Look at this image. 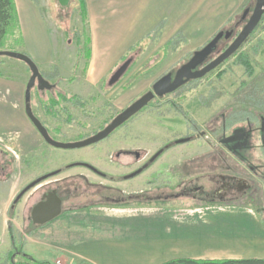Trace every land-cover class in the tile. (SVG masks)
<instances>
[{
  "label": "rangeland",
  "instance_id": "1",
  "mask_svg": "<svg viewBox=\"0 0 264 264\" xmlns=\"http://www.w3.org/2000/svg\"><path fill=\"white\" fill-rule=\"evenodd\" d=\"M38 3L46 20H53L50 24L52 32L59 34L65 53L76 60V70L68 78L59 76L56 70H52L50 76L42 68L39 69L45 77H52L54 82L59 81V86L69 97L78 95L87 102L81 109L65 102V111L71 114V122L64 121L66 113L62 108L58 109V106L55 109L61 114V119L56 121L46 117L51 126L61 128L63 136L60 139L64 141L72 142L97 131L113 115L151 90L158 78L177 70L191 58L194 51L204 45H189L185 36L184 42L175 41L174 45L169 43L166 46L168 42L161 39V36L151 35L143 38L116 66L117 69L126 60H131L128 70L117 83H108L113 75L111 72L101 83L90 87L85 84V32L78 0H70L66 6L61 5L59 0H38ZM254 4L255 0H252L250 12L244 20L242 15L247 7L220 29L233 28V36L229 41L220 43L219 52L213 54L212 59L232 43L248 20ZM15 51L26 54L20 46ZM243 55L248 57L253 73L241 63ZM29 71L25 62L0 56L1 73L16 76ZM58 76L61 80H58ZM65 79L67 83L64 84L62 81ZM197 81L180 92L155 100L110 138L93 146L65 150L44 142L40 148L24 156L8 152L0 146V166H5V169H0V264H11L13 241L16 246H23L25 236L30 234L23 229L22 216L27 213V206L37 199L33 194L39 186L25 194L14 210L11 209L13 201L23 187L45 172L71 162L87 160L103 171L118 176V180H107L79 167L52 179L84 174L90 184L107 186L113 190L114 195L120 193L134 196L141 190L153 194L149 189L166 184V172L170 168L173 171V193L179 190L182 182L199 177V173L216 171V166L222 161L218 150L227 155L216 138L219 133L216 134L211 128L215 124L219 125L221 114L238 108L252 111L264 109V18L234 55ZM170 100L176 101L178 110L188 116L176 113L173 109L176 105L171 106ZM31 102L35 115L43 116L36 88L32 89ZM194 126L204 131L205 135L191 142L174 143V140L193 135V130L197 129ZM165 144L172 147L148 170L133 179L123 180L124 175L131 173ZM120 150L139 152L142 159L136 161L133 156L117 158L116 152ZM252 160L255 164L264 161L259 152L252 153ZM256 178L261 183L262 191L261 197L253 201L244 198L237 203H200L175 196L168 201L149 202L133 197L125 203H104L88 207L107 209L109 214L125 217L161 215L171 220L174 228L182 230L179 233L182 239L177 242L188 255L201 253L210 258L264 257V180L261 176ZM77 179L73 177L71 181L78 182ZM164 190L156 193L162 191L163 195L169 194V189ZM87 199L76 198L73 202L76 203L74 205H86L89 203ZM5 208L8 209L7 213Z\"/></svg>",
  "mask_w": 264,
  "mask_h": 264
},
{
  "label": "crops",
  "instance_id": "2",
  "mask_svg": "<svg viewBox=\"0 0 264 264\" xmlns=\"http://www.w3.org/2000/svg\"><path fill=\"white\" fill-rule=\"evenodd\" d=\"M247 2L86 0L91 59L85 84L92 87L101 83L160 23H164L160 38L165 42L182 31L187 44L199 47L230 23ZM15 3L23 36L22 50L50 76L52 70L64 78L72 76L76 60L65 53L59 34L52 32L53 20H46L38 0ZM30 76V71L16 76L0 74V146L22 156L45 142L26 113L25 92ZM62 82L67 83L66 79ZM180 232L161 215L125 217L109 214L107 209L87 207L65 211L30 232L22 248L33 258L51 264H160L179 257L213 259L201 253L185 254L177 242L182 239Z\"/></svg>",
  "mask_w": 264,
  "mask_h": 264
},
{
  "label": "flooded vegetation",
  "instance_id": "3",
  "mask_svg": "<svg viewBox=\"0 0 264 264\" xmlns=\"http://www.w3.org/2000/svg\"><path fill=\"white\" fill-rule=\"evenodd\" d=\"M233 29V28H230ZM226 31V30H225ZM233 36V35H232ZM235 38V37H234ZM233 38V40H234ZM212 39V38H211ZM210 39V40H211ZM209 40V41H210ZM230 39H221L214 51L211 53V55L205 60L204 63H202L200 66H198L196 69H201L203 66H205L207 63H209L212 59V55L219 52V45L222 41H229ZM232 40V41H233ZM208 41V42H209ZM206 42L205 44H207ZM204 44V45H205ZM203 45V46H204ZM230 45V44H229ZM202 46V47H203ZM200 47V49L202 48ZM195 52V51H194ZM193 52V53H194ZM193 56V55H192ZM191 56V57H192ZM190 60V59H189ZM188 60V61H189ZM187 61V62H188ZM116 71V70H115ZM114 71V72H115ZM177 70L175 71H169L168 73L172 74V79L175 76ZM113 72V73H114ZM167 73V74H168ZM166 75V74H165ZM164 76V75H162ZM161 76V77H162ZM45 77V76H44ZM160 77V78H161ZM52 84L55 85L50 90H38L36 87V92L38 94V99L41 102V115H36L42 122V124L46 127L48 130L49 134L52 136V138L63 141V142H68L60 139L62 135V130L58 126H51L50 123L46 120V117H51L53 120H58L61 119L62 117L60 116V113H56L55 115L48 114V104L50 102L52 103L53 101L57 102V105H55V108L58 106V109H63L64 112L66 113L65 117V122H71V114L65 110L67 108L65 107V102H68L70 105L76 108H82L87 102L86 100H83L80 96L79 101L77 102L76 100H70L66 97H62V95L68 93L59 86L58 83L52 81V78H47ZM158 78V79H160ZM157 79V80H158ZM156 80V81H157ZM197 80L199 79H191L187 81L185 84L177 88L175 91L163 96V97H154L151 103H153L155 100H160L163 98H166L170 94H174L177 92H180L184 87H187L190 84H194L195 82H198ZM155 81V82H156ZM154 82V83H155ZM110 84V82L108 81ZM153 83V85H154ZM153 85L151 90H153ZM103 87V83H102ZM150 91V90H149ZM62 93V95H60ZM46 96V98H45ZM63 103V104H62ZM147 105V106H148ZM170 105H176L173 107L176 113L180 114L181 116H188L187 113L183 112L182 110H178V105L176 101L170 100ZM146 106V107H147ZM144 107L143 109H145ZM54 108V110H56ZM142 109V110H143ZM141 110V111H142ZM140 111V112H141ZM121 112V111H120ZM120 112L117 114L113 115L103 126H101L97 131L85 135L83 137L77 138L74 141L77 140H82L87 137H90L102 129H104L112 120L114 117H116ZM139 112V113H140ZM138 114V113H137ZM136 114V115H137ZM135 115V116H136ZM222 119L219 122V125H213L212 131L216 132L218 134L216 138L218 139L219 145L221 149L225 150V153L227 155L225 156L222 152L219 151L220 157L222 159L221 162L216 166L217 168L215 170H211V172L207 173H199L200 176L196 177L194 179L186 180L182 182V184L179 185V190L176 193L171 192L173 190L172 188V179H173V171L172 168L166 172V184L162 186H155L154 188L149 189V191H152L153 194L149 192H145L141 190L138 192L137 195H123V194H112L113 190L107 186H99L97 184H90L88 180L85 178L84 174H78L77 176H66L63 178H58V179H52L56 176H59L63 174L64 172L71 170L72 168H84L86 170H89L91 173L100 176L102 178H105L107 180H118V176L109 174L108 172L103 171L99 167L95 166L91 162L87 160H78L75 162H71L68 164H65L64 167L56 168L52 171L45 172L41 176H39L37 179L44 177L45 175L51 174L50 176L44 178L42 181H40L38 184H36L34 187L26 191L22 197L19 199V201L15 204H12L11 209L14 210L16 205L22 200L23 196L27 194L30 190L36 188V192L33 195L37 196V199L35 202L29 204L27 206V213H23L22 219H23V229L29 232H34L40 227H43L44 225L48 224H39L35 225L33 216H32V211L33 208L40 202H45L49 199V196L52 197V194H56V196L61 200L62 202V213L65 211H71L75 209H80V208H87L88 206L91 205H96V204H118V203H125L130 199H135L137 200H145L149 202L153 201H168V199L171 200V198H189L194 201L200 202V203H216V202H221V203H237L240 202V200L244 198H249L253 201V199L260 198L261 197V183L257 181L256 176H261L264 180V161H259L258 163H254L252 160V153H257L259 152L264 160V109H259L258 111H252L250 109H244V108H238V109H233L232 111H229L228 113H223L221 114ZM134 117V116H133ZM132 117V118H133ZM131 120V119H130ZM129 121V120H128ZM126 123L121 125L120 127L116 128L110 135H108L105 139L91 144L89 146L96 145L108 138H110L119 128L124 126ZM197 126H194V128ZM193 135L187 136L185 138L181 139H188L186 142H191L195 140L194 138H200V136L205 135L204 131H200V128L197 127V129L193 130ZM177 139L174 140L175 144H183L186 142L178 143L179 140ZM225 140V141H224ZM45 141V140H44ZM46 142V141H45ZM47 143V142H46ZM48 144V143H47ZM49 145V144H48ZM51 146V145H50ZM86 146V147H89ZM54 147V146H53ZM172 145L170 144H165L163 147L159 148L155 152L158 153L160 150H163V152L157 156V158L154 161H150L153 156L142 162L137 168L132 170L131 173L137 171L138 169L144 167L147 165L146 168L143 169L141 173H139L137 176L145 172L150 168L152 164H154L157 159L164 154L168 149H170ZM85 148V147H83ZM80 149V148H79ZM68 150V149H65ZM70 150V149H69ZM73 150V149H71ZM124 156H133L135 157L136 161H139L142 159L140 157V153L132 150H120L116 152V157L117 158H123ZM123 163V162H122ZM0 169H5V166H0ZM129 173V174H131ZM126 174L123 176V180H130L132 178H126L125 176L129 175ZM73 177H78V182L76 181H71ZM36 179V180H37ZM68 181V182H67ZM200 181V183L198 182ZM30 185V184H29ZM91 185V186H89ZM28 186V185H27ZM23 187L17 196L27 187ZM92 187V188H91ZM165 189H169V194L163 195V192L161 191L160 193H156L157 191ZM37 193V194H36ZM16 196V197H17ZM76 198H89L87 199L89 201L88 204L86 205H74L73 201L76 200ZM16 199V198H15ZM14 203V201H13ZM61 213V214H62ZM51 222V221H50Z\"/></svg>",
  "mask_w": 264,
  "mask_h": 264
},
{
  "label": "water",
  "instance_id": "4",
  "mask_svg": "<svg viewBox=\"0 0 264 264\" xmlns=\"http://www.w3.org/2000/svg\"><path fill=\"white\" fill-rule=\"evenodd\" d=\"M70 0H59V3L63 6L68 5ZM250 7H247L242 15L243 20L250 12ZM264 18V0H255L254 7L252 12L244 24L241 31L234 38L232 43L217 57L203 66L201 69H196L205 60L211 55V53L216 49L219 41L221 39H229L233 35V30H220L217 34H215L212 39L205 44L201 49L196 50L193 53V56L190 60L184 63L181 67H179L175 73L174 78L172 79V74L168 73L158 79L154 85L153 90L147 91L138 99L133 101L129 106H127L124 110H122L113 120L101 131L98 133L87 137L82 140L72 141V142H63L52 138L49 134L46 127L42 124L41 120L35 115L31 100H32V89L35 87L38 90H50L55 87L49 80H47L44 75L41 73L36 62L27 54L13 51V50H0V56H9L12 58L19 59L27 64L30 69L31 76L28 80L25 92V102H26V113L36 127L38 132L41 134L43 139L51 146L62 149H77L89 146L91 144L97 143L103 139H105L108 135H110L116 128L120 127L128 120H130L133 116L139 113L144 107H146L150 101L154 99V97H163L177 88L185 84L187 81L191 79H200L206 76L209 72L216 69L222 63H224L227 59H229L232 55H234L238 49L243 45V43L249 38V36L254 32L258 24ZM131 60H126L123 64H121L116 71L111 76L109 82L110 85L117 83L122 76L126 73L130 66ZM188 139H181L178 143L186 142ZM225 141V140H224ZM163 150H160L156 155L152 157L150 161H154L157 156H159ZM147 165L138 169L137 171L125 176L126 178H132L137 176L139 173L146 168ZM51 174L45 175L42 178H39L28 185L14 200V204L19 201L22 195L42 181L44 178L50 176ZM62 213V202L56 196V194H52V197L49 196V199L45 202L38 203L32 211V216L35 225L44 224L50 222L60 216Z\"/></svg>",
  "mask_w": 264,
  "mask_h": 264
},
{
  "label": "trees",
  "instance_id": "5",
  "mask_svg": "<svg viewBox=\"0 0 264 264\" xmlns=\"http://www.w3.org/2000/svg\"><path fill=\"white\" fill-rule=\"evenodd\" d=\"M251 1L252 0H248V2L244 5V7H250ZM78 7H79V14L81 15L82 22L84 25L83 29L85 32V46H84L85 47L84 55L86 59V64L84 69V75H85L87 66L91 59V33H90V24H89L86 0H78ZM163 26L164 23L163 22L160 23L144 38L150 37L151 35H155L159 37L161 35ZM184 40H186L185 35L182 32H178L174 37H172L168 41L166 46H169V43H172V45H174L173 43L175 41L182 43L184 42ZM22 43H23V36L20 29V22L18 18L15 0H0V50L15 51L16 47L18 46L21 47ZM127 55L124 56V59L127 57ZM241 63L245 65L246 69H248L250 73H253V68L246 55H243V57L241 58ZM58 80H61V78L59 77ZM58 82L59 81H56V83ZM60 95H62V93ZM62 97L65 98L67 97L70 100L67 94L62 95ZM78 99H79L78 96L71 97V100H76L77 102L79 101ZM55 105H57V102L55 101H53L52 103L50 102V104H48L47 106L48 114L55 115L57 113V111L54 110ZM10 259H11V264H51L49 262L40 261L33 258L31 255L23 251L22 245L20 247L16 246L14 241H13L12 251L10 252ZM81 264H91V263L82 262ZM160 264H264V258L248 257V258L207 259V258L179 257L165 261Z\"/></svg>",
  "mask_w": 264,
  "mask_h": 264
}]
</instances>
